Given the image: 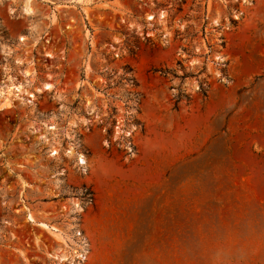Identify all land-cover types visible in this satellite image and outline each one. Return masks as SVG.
<instances>
[{
	"label": "rangeland",
	"instance_id": "1",
	"mask_svg": "<svg viewBox=\"0 0 264 264\" xmlns=\"http://www.w3.org/2000/svg\"><path fill=\"white\" fill-rule=\"evenodd\" d=\"M10 84L0 264L89 263L97 151L163 187L125 264H264V0H0Z\"/></svg>",
	"mask_w": 264,
	"mask_h": 264
},
{
	"label": "crops",
	"instance_id": "2",
	"mask_svg": "<svg viewBox=\"0 0 264 264\" xmlns=\"http://www.w3.org/2000/svg\"><path fill=\"white\" fill-rule=\"evenodd\" d=\"M97 157L101 164L92 179L96 200L84 223L94 243L93 256L87 264H125L127 255L134 253L139 243L138 234L145 225L149 204L153 206L150 200L163 196V187L160 193L149 189L143 164L119 174L117 169L123 167L117 166L113 157L103 156L101 151H97Z\"/></svg>",
	"mask_w": 264,
	"mask_h": 264
},
{
	"label": "bare ground",
	"instance_id": "3",
	"mask_svg": "<svg viewBox=\"0 0 264 264\" xmlns=\"http://www.w3.org/2000/svg\"><path fill=\"white\" fill-rule=\"evenodd\" d=\"M82 1V0H81ZM23 10H24V12L26 13V15L27 14H29L30 13V9H29V6H24V8H23ZM24 72V71H23ZM26 75H29V73H28V71L26 70V72H24ZM24 74V75H25ZM25 75V76H26ZM32 76V75H31ZM35 76V75H34ZM33 77V76H32ZM31 77V78H32ZM29 79H31L30 78V76L28 77ZM35 79V78H34ZM7 88H5V89H2L1 87H0V109H2V108H5V107H9V106H11V102H12V100L14 99H19V100H24V97H25V95L24 94H26L25 92V90L21 87V86H19V85H15V84H10V85H8V86H6ZM53 88V85H51V84H49V83H44L41 87H38V88H35V90H36V93H42L43 91H47V90H51ZM28 93V92H27ZM44 93V92H43ZM28 96H30V97H33L34 98V95L33 94H27ZM48 129V131H51V130H53L54 128L52 127V128H47ZM47 129H46V132H47ZM40 136H42V135H40ZM42 137H44V136H42ZM40 139H41V137H40ZM46 140V139H45ZM46 142V141H45ZM70 149V148H69ZM55 154H57V152H55ZM67 154H69V155H73L74 154V150L73 149H70L68 152H67ZM80 160H81V162L84 164V163H86V161L84 160V158L83 157H81L80 158ZM79 162V161H78ZM80 164V163H79ZM28 220L30 221V222H35V220L32 218V217H29L28 218ZM42 229H44V230H48V231H50L51 233H55V232H58V229L57 228H55V227H50V226H48L47 224H45V223H39L38 224ZM61 232V231H60ZM58 236V235H57ZM54 259H56V260H61L60 262H62V261H64V260H62L61 258H60V256H58V255H54V256H52Z\"/></svg>",
	"mask_w": 264,
	"mask_h": 264
},
{
	"label": "built area",
	"instance_id": "4",
	"mask_svg": "<svg viewBox=\"0 0 264 264\" xmlns=\"http://www.w3.org/2000/svg\"><path fill=\"white\" fill-rule=\"evenodd\" d=\"M79 165L81 167L85 166L86 163H82L81 160L79 159ZM85 193L84 195L82 196V204L80 206V210L81 211H84L85 210V207L87 206H92L94 205V198H93V194L88 192L87 190H84ZM78 236L80 238V247H81V252L79 254V257H78V261L77 263L78 264H82V263H85L88 258H89V255L91 254V251H92V246H91V241L89 240V238L84 234V232L82 231H79L78 232Z\"/></svg>",
	"mask_w": 264,
	"mask_h": 264
}]
</instances>
